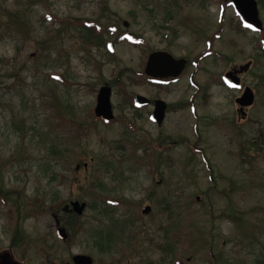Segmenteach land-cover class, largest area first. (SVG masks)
I'll list each match as a JSON object with an SVG mask.
<instances>
[{"label":"rangeland","instance_id":"1","mask_svg":"<svg viewBox=\"0 0 264 264\" xmlns=\"http://www.w3.org/2000/svg\"><path fill=\"white\" fill-rule=\"evenodd\" d=\"M168 11L173 17L165 19ZM258 17L261 31L242 25L229 0H0V189L12 191L22 210L25 239L15 253L27 264H65L77 253L93 264H264L260 3ZM83 19L112 25L104 39L127 30L136 44L121 41L114 57L89 47L86 31L74 26ZM157 48L199 62L169 87L132 84L129 68L140 70L146 52ZM248 60L251 67L237 75L255 102L239 120L234 98L242 90L213 78ZM192 74L203 94L196 119L174 106L156 126L147 110L135 116L124 99L125 92L162 91L168 101L185 99ZM105 82L118 117L110 123L92 114ZM63 103L71 105L67 115ZM52 145L62 153L53 155ZM74 199L90 203L80 216L62 211ZM145 204L152 207L147 214ZM12 211V201L0 200V248L10 247ZM235 212L237 222L228 217ZM56 218L66 241L56 236ZM96 225L105 244L111 239L110 252L97 248ZM248 225L263 233L252 236ZM45 242L54 246L48 256ZM166 242L170 253L160 248Z\"/></svg>","mask_w":264,"mask_h":264},{"label":"water","instance_id":"2","mask_svg":"<svg viewBox=\"0 0 264 264\" xmlns=\"http://www.w3.org/2000/svg\"><path fill=\"white\" fill-rule=\"evenodd\" d=\"M235 7L239 11V13L244 17V19L254 26L262 29V22L258 17V6L256 0H232ZM185 61L183 59L176 60L174 59L168 52L165 51H156L150 54L147 64L145 66V72L152 76L157 77H165L167 75H178L183 69ZM251 62H247L243 65H240L238 68H233L231 71L227 72V76H229L235 84L239 83V79L237 78V73L242 72L248 69ZM110 94L111 89L109 86H102L97 95V101L94 108L95 115L99 117H103L106 119H111L113 117L111 102H110ZM136 99L139 103H146V99L143 96L137 95ZM236 101L240 105V110L244 112V107L249 106L254 101V92L249 87L246 86L242 95L236 98ZM158 104H161V107H157L155 109L154 115L157 116V120L161 121L164 115V107L163 102L158 101ZM86 166V163L84 164ZM79 165L76 166L78 168ZM71 206V207H70ZM86 203L79 202L77 200L71 201L68 204L63 206V210L65 211H75L78 214H81L85 209ZM150 210V206H145L143 208V212H148ZM57 235L61 239L67 238V233L64 227H57ZM73 263L67 264H92V258L85 254H76L72 257ZM0 264H23L12 256V254L4 250L0 252Z\"/></svg>","mask_w":264,"mask_h":264},{"label":"flooded vegetation","instance_id":"3","mask_svg":"<svg viewBox=\"0 0 264 264\" xmlns=\"http://www.w3.org/2000/svg\"><path fill=\"white\" fill-rule=\"evenodd\" d=\"M173 17V12H170L168 11L166 13V16H165V19H168V18H172ZM223 20H220L219 21V24H222ZM199 31L201 29L200 28H197ZM204 29V28H203ZM175 32V30H173ZM155 50H165V51H169L173 56L174 54L169 50V49H166V48H157ZM153 51V50H152ZM151 50L147 53L146 55V58L144 60V64L146 63V61L148 60V57L150 55V53L152 52ZM175 58H181L182 56H174ZM185 58V57H184ZM187 64H186V67L191 63L189 59H187ZM199 58L196 60L197 62ZM193 64V63H192ZM194 65V64H193ZM232 66H230L228 69L225 70V72L229 69H231ZM186 70V68L184 69V71ZM224 72V73H225ZM223 73V75H224ZM184 75V72L178 76V77H166V78H150L148 77L147 78V81L144 85H152V86H157V87H169L170 85H172L173 83H175L177 80H179L182 76ZM189 94L188 96L185 98V99H177V100H174V101H168L167 98H165L164 96L161 95V93L163 92H158L156 93V95H153V96H148V95H144L146 98H147V101H146V105L144 106H131L132 107V110H133V113H135V116L138 115V111L139 110H147L146 111V119H148L149 122H151L152 124L156 125V126H162L163 125V121L165 119V117L161 120V121H157V116L154 115V112H155V109H156V106L157 107H161V104H158L157 103V100H162L163 101V107H164V111H165V116L166 114L171 110V107H178V108H183V107H187L191 113L193 114V116L195 117V119L197 118V113L196 111L198 110V105L200 103V99H201V95H203L201 93V87L199 85V83L196 82L195 78H194V75H189ZM224 79V78H223ZM213 80L216 82H219V84L217 85H224L225 87H230L229 86V83L226 82V80L224 79L221 80L220 77L219 78H213ZM150 82H153L154 84L150 83ZM226 83L228 84V86L226 85ZM239 89V88H238ZM243 88L239 89V90H242ZM204 93H207L206 90H204ZM133 96H135V94H133ZM207 95H204V98H206ZM237 110V114L238 113V109L236 108ZM237 119L241 120L242 118L239 117V115H237ZM243 119H246L243 118ZM131 120V119H130ZM133 121V120H132ZM197 129V128H196Z\"/></svg>","mask_w":264,"mask_h":264},{"label":"trees","instance_id":"4","mask_svg":"<svg viewBox=\"0 0 264 264\" xmlns=\"http://www.w3.org/2000/svg\"><path fill=\"white\" fill-rule=\"evenodd\" d=\"M259 2L261 3V5H264V0H259ZM54 19L55 20H58L57 17L54 16ZM85 19L82 20V22H79V23H76L74 24V26L76 28H79V26L81 27H86V35H84V37L87 39V40H91L95 37H100V35L98 34V27L95 23H93L92 21H87L88 23L86 24L85 23ZM79 24V26L77 25ZM100 27V26H99ZM264 52V50H263ZM64 106L68 107L67 111H66V115L69 113L70 109L69 107H71V105H69V103H66L64 104ZM68 105V106H67ZM60 116V115H59ZM63 117V116H61ZM63 119L65 120L66 117L64 116ZM81 123V122H78V124ZM17 128L19 129H22V123L20 125L17 126ZM50 152L53 154V155H60L62 152H60V149H58L55 145H52L50 147ZM60 152V153H59ZM98 181H94V185H98ZM101 184V182L99 181V185ZM13 192L12 191H4L2 189H0V200H1V203L3 204H7L8 200L9 201H12V206H15L16 207V212L12 211V212H9V218H10V223L13 225V231H12V237H11V243H10V247H8L9 250H11V252H14L15 251V248H18V247H21L23 242H24V239H25V236H24V230L20 224V219H21V215H22V210H21V207H20V202H19V199L17 200V198H11L10 195H12ZM56 195H58V192L56 193ZM57 197H53V201H56ZM57 211V210H56ZM56 214V212H54ZM248 229L250 230V227H248ZM95 234L93 236H95L94 238V241H95V244L97 246L98 249L100 250H109L111 249V239H109L106 244L104 243L105 241V237L104 235L99 231L100 230V226L97 225V226H94V228L92 229ZM252 236L253 235H259V234H262L263 232L261 231V229H253V230H250ZM250 234V235H251ZM246 235H249L248 232H246ZM108 236V235H106ZM113 237V236H112ZM53 245H50L49 243L45 242V247L42 249V254L44 256H48L49 253L53 250ZM52 249V250H51ZM165 250L168 251V249H170L169 247L167 248H163Z\"/></svg>","mask_w":264,"mask_h":264}]
</instances>
